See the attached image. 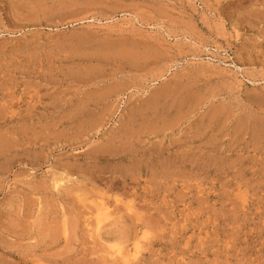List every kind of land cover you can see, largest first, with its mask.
I'll list each match as a JSON object with an SVG mask.
<instances>
[{
  "label": "rangeland",
  "instance_id": "374dc122",
  "mask_svg": "<svg viewBox=\"0 0 264 264\" xmlns=\"http://www.w3.org/2000/svg\"><path fill=\"white\" fill-rule=\"evenodd\" d=\"M0 264H264V0H0Z\"/></svg>",
  "mask_w": 264,
  "mask_h": 264
},
{
  "label": "bare ground",
  "instance_id": "6f19581e",
  "mask_svg": "<svg viewBox=\"0 0 264 264\" xmlns=\"http://www.w3.org/2000/svg\"><path fill=\"white\" fill-rule=\"evenodd\" d=\"M97 209H98L97 211H99L100 209H102L103 211L104 210L107 211L108 207H106L105 205H101ZM99 214H101V216H102L103 213L99 212ZM98 224H100V223H98ZM100 230H101L100 225L99 226L97 225L96 229H94L93 232L92 231L91 232H92L93 235L99 236L100 235ZM112 256L118 257V259H120V260H122L124 262H127V261H129L131 259L132 253H131V251H127V250L123 251L122 249H119V250H116V251L112 252Z\"/></svg>",
  "mask_w": 264,
  "mask_h": 264
}]
</instances>
